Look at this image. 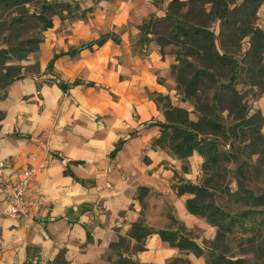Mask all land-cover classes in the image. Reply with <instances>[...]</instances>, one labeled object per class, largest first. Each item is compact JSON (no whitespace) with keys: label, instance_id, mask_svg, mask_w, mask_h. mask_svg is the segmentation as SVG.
<instances>
[{"label":"crops","instance_id":"1","mask_svg":"<svg viewBox=\"0 0 264 264\" xmlns=\"http://www.w3.org/2000/svg\"><path fill=\"white\" fill-rule=\"evenodd\" d=\"M69 1L76 17L63 9L43 30L38 70L15 78L0 97L4 173L15 179L45 161L25 191L38 202L32 218L9 214L0 194V264H112L110 242L142 214L149 225L168 220L169 207L177 219L171 229L205 227L185 206L190 193L177 194L173 186L174 172L192 177L201 155L194 150L186 157L189 170L182 169L167 147L151 146L160 130L147 124L165 119L154 91L180 96L167 73L172 56L141 28L163 16L169 0ZM253 106L264 117V98ZM146 246L149 256L175 251L157 232Z\"/></svg>","mask_w":264,"mask_h":264},{"label":"rangeland","instance_id":"2","mask_svg":"<svg viewBox=\"0 0 264 264\" xmlns=\"http://www.w3.org/2000/svg\"><path fill=\"white\" fill-rule=\"evenodd\" d=\"M43 1L28 0L20 1L17 4H0V47L19 45L23 49H27L29 43H24L26 39L43 38V31L41 32L40 29L41 23L32 15L33 10L41 8ZM226 2L228 13L231 14L233 7L242 5L243 0H226ZM70 3L69 0H63L60 6H64L65 17H76L75 11L70 10L72 8ZM60 6L54 5V8L61 10ZM203 7L204 13L192 12L190 18L193 21H201L212 28L215 43L220 52H225L233 59L232 62L215 65L214 79L211 81L205 79L204 90L208 96L207 100L211 103L213 92L219 89L224 90L223 84L229 80L231 75H234L232 85L238 90L242 101L246 104V112L249 116L256 110V106H253L254 102L261 97L264 98V48L260 56L253 57L252 54L247 53L250 47L249 36L241 37L239 33L241 26L244 25H256L264 30V0L261 2L258 0L247 1L244 18L236 23L233 22L232 15L228 14L229 16L225 20L216 15V12L221 9L218 4L214 6L211 2H207ZM185 8L186 6L182 7V10ZM18 15L26 17L24 20L16 21ZM164 15L151 16V19L164 17ZM56 16L59 14H53L52 20ZM149 21L151 20L144 21L141 28L144 31L149 30L152 33L151 38L157 44L158 41L162 42V46L159 44L158 46L163 55L172 56L173 61L169 64L167 73L172 78L175 93L179 94V90L176 88L177 66L180 62L179 58L185 57L187 48L178 41L167 40L171 28L167 21L162 23ZM33 45L35 49L29 52V57L18 58L19 54L15 53L13 59L0 62V94L4 91L5 83L10 76L38 70L39 49L35 43ZM155 92L152 93L153 97ZM177 97L178 99L175 100L170 96L174 104L180 103L181 97L179 95ZM185 104L189 106L188 103ZM217 104L218 108L214 112L215 118L219 121L222 120L227 128L232 124V131H227L226 135L219 131L212 138L219 142V147L228 151V156L219 159L211 178L209 177L211 168H202L204 158L201 154L198 171L193 173L192 177H183L176 172H174V176H176V181L183 177L195 184L200 183L204 177H209L211 192L207 194V200L213 201L228 213L236 216L237 221L231 232L220 236H216V226L210 224L204 216L199 214L196 215L199 220L205 221V227L195 225L186 228L177 223V228L174 230L178 234H185L195 240L202 247L200 255H195L188 249L171 245L175 248L171 255H160L155 251L149 256L150 250L146 246V238L140 242L143 244L141 247L137 242L131 243L130 238L127 237L121 243L119 250L124 255L134 258L137 264H264V197L262 203H255L249 196V192H253L255 195H264V141L254 132L253 123H248L239 117V107L233 100L232 104L227 99L217 100ZM187 109L189 115L195 118L196 112L193 111V106ZM187 162L186 159H182V169L189 170ZM191 195L189 194V196ZM166 212L169 215L168 220L153 221L152 225L146 221V214H142L140 218L154 229L170 228L176 224L177 219L172 216L170 207ZM153 215L156 214L153 213L150 220L155 218ZM133 253L135 256L132 255ZM117 256L116 248H113L107 255L112 264L116 263Z\"/></svg>","mask_w":264,"mask_h":264},{"label":"trees","instance_id":"3","mask_svg":"<svg viewBox=\"0 0 264 264\" xmlns=\"http://www.w3.org/2000/svg\"><path fill=\"white\" fill-rule=\"evenodd\" d=\"M20 1L28 0H0V4H17ZM247 1L249 0H243L242 5L234 6L233 13L229 14L226 0H169L164 17L150 18L151 21H149L151 23H162L167 21L168 24L171 25L167 40L178 41L187 48L185 57L179 58L180 62L177 66L176 88L179 90L181 99L189 100L193 105V111L196 112V117H191L188 109L179 104H174L168 93L156 91L153 98L158 107L161 108L165 119L163 121L157 119L147 121V124L158 125L160 130L159 135L152 140L151 146H166L172 153L183 160L196 150L204 158L202 168H211L209 173L210 178L211 175L213 176L214 174V167L219 159L229 154L228 151L219 147V142L213 139L212 136L219 131H221L223 135H226L227 131H232V124L227 128L222 120L219 121L214 116V112L218 108L217 100L227 99L230 101V104H232L233 100L239 107V117L248 123L254 124V132L262 141H264V136L261 127L264 117L262 111L258 109L248 116L246 104L242 101L238 90L232 85L234 75H231L229 80L223 84L224 90L219 89L213 92V100L211 103L208 102V96L204 90L206 86L205 79H207V81L214 79L213 69L215 65L232 62L233 59L225 52H220L215 43L213 29L201 21H193L190 16L192 12L198 14L204 13L205 9L203 5L207 2H211L214 6L218 4L221 7V9L216 12L218 17L225 20L227 16L232 15L233 22L236 23L243 20ZM62 2L63 0H44L41 8L39 7L33 10L32 15L41 23V32L52 25L51 17L53 14L61 15L64 8V6H60ZM258 2H261V0H258ZM54 5H59L61 10L54 8ZM185 6L186 8L182 10V7ZM18 16L16 21L24 20L26 17L25 15ZM245 35L249 36L250 41V47L247 53L252 54L253 57L260 56L264 48V30L256 25H244L241 26L239 36L242 37ZM41 40L42 37L39 39H26L24 43H29L27 49H23V47L19 45L0 47V62L13 59L15 53L19 54L18 58L23 59L29 57V52L35 49L33 43L38 47ZM158 44L162 46V42L158 41ZM78 49L79 48H73L70 51L75 52ZM54 57L55 54L47 64L48 70L52 66ZM23 74L19 73L15 76H10L5 83V89L0 94V97L6 94L8 85L15 78ZM78 81L79 80L76 79L73 83H77ZM87 83L94 84L93 81ZM60 85L65 87L63 83H60ZM2 117L3 112L0 111V119ZM135 131L136 130L131 133H135ZM121 142L122 140L116 142L111 151L112 154L118 149ZM209 177H204L203 180L197 184L181 177L173 183V186L177 194H192L185 199L187 210L191 213L204 216L210 224L216 226V236H220L221 234L232 231V227L237 221V218L224 210L220 205L207 200V194L211 192ZM239 186L241 187V184H239ZM143 189L145 190L147 187L142 186V190ZM249 196L255 203H262L264 197L263 194L255 195L253 192H249ZM153 232H157L162 240L167 241L172 246L188 249L195 255H200L202 253V247L191 237L185 234H178L177 231L171 228L154 229L144 223L143 219L140 218L131 224L126 235L119 234L117 240L110 242L111 248H116L118 251L116 263L137 264L134 258L129 255H124L119 250L120 245L129 237L133 238L135 242L139 243L142 247L143 244H140V242Z\"/></svg>","mask_w":264,"mask_h":264},{"label":"built area","instance_id":"4","mask_svg":"<svg viewBox=\"0 0 264 264\" xmlns=\"http://www.w3.org/2000/svg\"><path fill=\"white\" fill-rule=\"evenodd\" d=\"M45 161L38 165H29L21 170L18 178H10L0 167V194L6 201V209L9 214H20L25 218H32L36 212L38 202L25 197V191L31 177L38 168L44 166Z\"/></svg>","mask_w":264,"mask_h":264}]
</instances>
